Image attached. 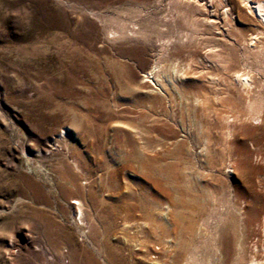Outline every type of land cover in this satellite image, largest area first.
I'll return each mask as SVG.
<instances>
[{"label":"rangeland","instance_id":"374dc122","mask_svg":"<svg viewBox=\"0 0 264 264\" xmlns=\"http://www.w3.org/2000/svg\"><path fill=\"white\" fill-rule=\"evenodd\" d=\"M254 2L0 0V264H264Z\"/></svg>","mask_w":264,"mask_h":264},{"label":"bare ground","instance_id":"6f19581e","mask_svg":"<svg viewBox=\"0 0 264 264\" xmlns=\"http://www.w3.org/2000/svg\"><path fill=\"white\" fill-rule=\"evenodd\" d=\"M250 3V2H249ZM262 8L263 6L259 3V2H254L252 5H251V9L254 11V13L257 14L259 20H260V23L263 24L264 26V15L261 14L262 12ZM152 72V71H151ZM149 72L148 73V76H152V73ZM147 78V76H145ZM236 80H238L240 83L244 84V85H248L247 81H248V78L246 77H241L240 75H236L235 76ZM81 213L79 212V215ZM252 263V262H251ZM252 264H257V263H252Z\"/></svg>","mask_w":264,"mask_h":264}]
</instances>
